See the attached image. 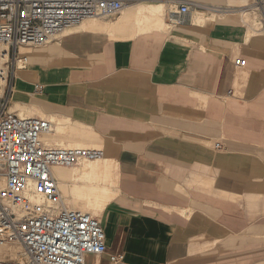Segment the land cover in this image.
I'll use <instances>...</instances> for the list:
<instances>
[{"label":"crops","instance_id":"crops-1","mask_svg":"<svg viewBox=\"0 0 264 264\" xmlns=\"http://www.w3.org/2000/svg\"><path fill=\"white\" fill-rule=\"evenodd\" d=\"M121 1L7 72V111L49 120L46 145L103 152L53 170L70 210L105 166L115 185L86 264H264V0Z\"/></svg>","mask_w":264,"mask_h":264},{"label":"built area","instance_id":"built-area-1","mask_svg":"<svg viewBox=\"0 0 264 264\" xmlns=\"http://www.w3.org/2000/svg\"><path fill=\"white\" fill-rule=\"evenodd\" d=\"M122 9L121 0H0V247L19 248L14 259L0 264H86L87 256L106 251L99 221L66 208L53 176L56 168L100 161L103 152L46 145L49 120L7 111V72L26 67L20 51L43 47L83 21L113 17ZM188 12L181 5L165 22L181 25ZM234 66L243 68L245 61L235 59ZM120 260L110 257L112 264Z\"/></svg>","mask_w":264,"mask_h":264},{"label":"bare ground","instance_id":"bare-ground-1","mask_svg":"<svg viewBox=\"0 0 264 264\" xmlns=\"http://www.w3.org/2000/svg\"><path fill=\"white\" fill-rule=\"evenodd\" d=\"M162 12H163V10L160 9V10H158L157 14H159V16L161 17L162 16ZM159 25H161L160 22H159ZM157 26H158V24H157ZM148 28H149V26H148ZM17 84H18V82H17ZM98 162L99 161L95 162L94 164H97ZM106 168H107V166H105V170H103V175H102L101 179L97 178V179L93 180L92 183L90 184V186L87 189H84L83 191L79 192V194L77 195L78 201L83 202V204L88 209L87 211H90L89 213L92 216H94L96 212H99L100 210H102V208L105 206V204L110 200V198L115 193V185H114V183L113 182H110V183L108 182V178H107V174H106L107 173ZM69 170L71 171V169H69ZM56 171H58V173H63V174L66 173L67 176H70L69 175L70 173L67 174L68 171L66 172L65 168H63V169L56 168L55 172ZM63 174H61V176ZM61 176H59L60 179H62V178L65 179L66 178L64 176L63 177H61ZM66 180H68V178ZM84 181H86V180H84ZM87 181H88V179H87ZM58 188H60V187H58ZM61 190H63V189H61ZM18 252H19V248L16 247V246H2V247H0V259H7L8 258L9 260H12L18 255Z\"/></svg>","mask_w":264,"mask_h":264},{"label":"rangeland","instance_id":"rangeland-1","mask_svg":"<svg viewBox=\"0 0 264 264\" xmlns=\"http://www.w3.org/2000/svg\"><path fill=\"white\" fill-rule=\"evenodd\" d=\"M164 28V27H163Z\"/></svg>","mask_w":264,"mask_h":264}]
</instances>
